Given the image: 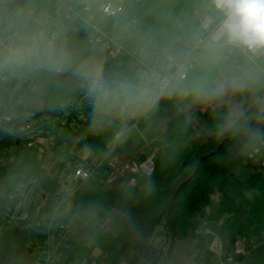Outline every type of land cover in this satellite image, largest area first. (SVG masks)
<instances>
[{"label":"clouds","instance_id":"1","mask_svg":"<svg viewBox=\"0 0 264 264\" xmlns=\"http://www.w3.org/2000/svg\"><path fill=\"white\" fill-rule=\"evenodd\" d=\"M179 3L153 0L152 20L119 19L105 30L87 0H0V109L68 87L86 94L96 124L130 132V121L171 100L189 122L195 109H211L215 134L256 155L264 148V0ZM81 24L88 30L77 44ZM108 44L131 51L133 70L106 67Z\"/></svg>","mask_w":264,"mask_h":264},{"label":"trees","instance_id":"2","mask_svg":"<svg viewBox=\"0 0 264 264\" xmlns=\"http://www.w3.org/2000/svg\"><path fill=\"white\" fill-rule=\"evenodd\" d=\"M152 2L134 0L130 17L152 20ZM183 3L184 0H180L177 7ZM72 39L79 44L86 39V35L76 32ZM121 61V64H106V67L110 70L130 71L132 60L122 58ZM27 88L28 85H25ZM74 93L75 90L68 87L59 91H53L51 86L46 87L42 91L46 99L39 112H55ZM30 109L28 105L22 104L20 107L7 106L4 111L10 120L4 122L3 137L0 138V219L5 209L6 196L16 189L23 175L37 178L43 195L61 198V180L69 178L76 168L71 163L74 152L76 154V151L87 147L94 156L104 158L110 149L111 136L117 128L115 125L104 126L95 133L85 124L77 130H67L55 140L51 149L60 153L59 147L69 143L67 151L72 149L73 153L59 164L55 174H50L46 169L50 149L40 156L36 150L24 147L15 136L25 112ZM210 112L211 109L195 111L196 121L204 126L199 129L186 119L184 113L177 111L162 130V145L154 152L153 171L146 174L135 170L128 177L136 179L134 211L123 213L117 211L110 202L104 203L100 214L108 215L107 230L101 226L89 228L67 223L59 244L66 242L69 247L63 249L58 264H72L76 258L92 254L95 250L100 251L103 264H153V248L148 245L147 237L153 225L162 217H165L168 241L173 243L198 238L205 247V257L200 264H211V253L206 248L205 239L212 236L201 237L196 230L203 219L231 222L245 215V207L224 189V185L228 177H236L252 163L240 154L235 139L221 138L215 134ZM146 158L145 155L137 158V165ZM225 167V180L217 188V178ZM217 189L221 194L215 199ZM37 236L34 226L9 229L0 234L3 252L7 257L6 264H33L34 258L29 249ZM245 238L246 242L252 239L260 243L264 240V234L256 229L246 234ZM224 247L227 251H233L235 239L229 244L224 243ZM237 257L244 259L242 255Z\"/></svg>","mask_w":264,"mask_h":264},{"label":"rangeland","instance_id":"3","mask_svg":"<svg viewBox=\"0 0 264 264\" xmlns=\"http://www.w3.org/2000/svg\"><path fill=\"white\" fill-rule=\"evenodd\" d=\"M107 2L121 3L124 12L119 16L101 20L99 8ZM88 4L92 6L91 12L95 16V23L107 30L115 20L125 18L128 20L134 7V0H88ZM27 105L36 111L41 110L44 106L43 101L28 103ZM197 110L201 109H195L194 113ZM4 111L5 107L0 109V118ZM177 111V105L174 101L162 100L154 112L134 119L137 123L136 128L124 134L118 142L115 143L114 141L104 158L94 156L87 147L76 151V154L74 152L72 164L85 166L92 161L100 162L101 170L83 184L77 182L72 176L61 180L62 197H68V206L72 208V211L69 212L67 206L57 210L56 199H52L50 196L43 197L41 193H30L25 198V206L33 216L43 207L42 214L46 217L55 213V217L65 223L89 228L101 226L107 220L108 215L100 214V209L106 202H110L116 210L123 213L133 212L135 190L134 186L129 184L128 177L137 167V158L143 154L149 158L154 150L161 147L162 130ZM191 121L199 129L204 128L194 116ZM110 141L113 142L112 138ZM66 146L59 147L60 153L51 147L49 148V160L46 162V169L50 174H55L59 164L67 160L69 155L73 153L72 149L67 151ZM251 163V166L244 168L242 173L237 174L236 177H228L224 185V189L245 207V215L231 222L207 219L211 230L220 233L225 242L235 239L236 243L245 244V235L256 229L264 234V170L262 169L264 167H260L252 161ZM105 170H107V178L102 180L99 177ZM226 171L227 167L218 176L217 188L225 180ZM220 194V190L217 189L214 198L218 199ZM164 220L165 217H162L156 222L147 237L148 245L153 248V264H200L205 257V247L201 244L202 242L198 238L173 243L168 241ZM211 241V239L206 241V245ZM256 245L255 257L249 259L246 264H264V243L258 245L255 241L252 246L256 247ZM84 257H91L95 260L94 264H103L99 250H95L92 254Z\"/></svg>","mask_w":264,"mask_h":264},{"label":"built area","instance_id":"4","mask_svg":"<svg viewBox=\"0 0 264 264\" xmlns=\"http://www.w3.org/2000/svg\"><path fill=\"white\" fill-rule=\"evenodd\" d=\"M88 6L92 11V6L89 4ZM99 11L101 15L100 19L103 20L105 18L121 15V13L124 12V8L119 2H107L100 6ZM91 14L94 16L92 12ZM135 20L137 19L132 17L128 18L129 22ZM87 30V26L81 24L78 32L86 35ZM104 57L106 59V64L112 62L121 64L122 58H130L133 60L129 49L120 48L112 44H108L106 47ZM130 68L133 70L132 62ZM9 120L10 116L5 113L0 118V138L3 137V131L5 129L4 122ZM129 123L132 126L131 129L136 128V121L132 120ZM85 124H88L95 133L101 131L104 127L94 122L93 106L86 94L80 90H75L74 95L64 101L61 106L51 114L32 109L27 110L15 136L24 147L36 150L41 156L51 147L55 140L64 135L67 130H77ZM126 133L127 132L124 130L118 131L116 128L111 136L113 142H109V147L111 148L114 141L115 143L118 142ZM154 152L155 150L149 158H146L145 161L137 165L135 170L150 174L154 166ZM247 158L258 166L264 167V148L258 149L256 155ZM100 170V162L96 163L92 161L85 166L77 165L71 176L77 182L83 184L94 175H97ZM99 178L102 180L107 178V170L103 171V174ZM129 184L135 186V177L129 178ZM30 193L42 194L40 181L31 175H23L16 189L6 197L5 209L0 219V234L9 229L34 226L38 236L36 240L31 242L32 245L30 247L32 250L31 254L34 258L33 264H58L62 257L63 249L69 247V244L66 242L59 244L60 239L64 237L67 223L56 218L55 213L52 216H44L42 214L43 207H41L38 212H35L33 216L25 206V198ZM42 196H50L52 199H56L58 205L57 210L67 206L69 212L72 211V208L68 206V198H58L55 195L43 194ZM101 227L107 230V220L103 222ZM196 233L201 237L212 236V241L207 245V250L211 253V264H244L246 257L252 251L251 248L254 243L251 239L248 242L245 241V244L237 243L233 251L225 250L221 238L216 232L211 230L207 219L201 221ZM237 255H242L244 259H239ZM6 259L7 257L3 252V246L0 242V264H6ZM94 263L95 260L91 257H78L72 264Z\"/></svg>","mask_w":264,"mask_h":264},{"label":"crops","instance_id":"5","mask_svg":"<svg viewBox=\"0 0 264 264\" xmlns=\"http://www.w3.org/2000/svg\"><path fill=\"white\" fill-rule=\"evenodd\" d=\"M144 155V154H143ZM142 156V155H141ZM68 198V197H67ZM117 211H119V210H117ZM217 233V232H216ZM218 235H219V237L221 238V240H222V242H223V244L224 243H226V244H229V242H225L223 239H222V236L220 235V233H217ZM209 239H211L212 240V237H208L207 239H205L207 242L209 241ZM255 243V242H254ZM258 245L259 244H262V243H264V240L262 241V242H256ZM236 242H235V246H236ZM208 245V244H207ZM252 249V251H251V253L246 257V259H245V263L244 264H246L247 262H248V260L249 259H251L252 257H255V255H256V250H257V245H256V247H252L251 248Z\"/></svg>","mask_w":264,"mask_h":264},{"label":"water","instance_id":"6","mask_svg":"<svg viewBox=\"0 0 264 264\" xmlns=\"http://www.w3.org/2000/svg\"><path fill=\"white\" fill-rule=\"evenodd\" d=\"M21 2H22V1H21ZM29 252L31 253V252H32V250L30 249V250H29Z\"/></svg>","mask_w":264,"mask_h":264}]
</instances>
